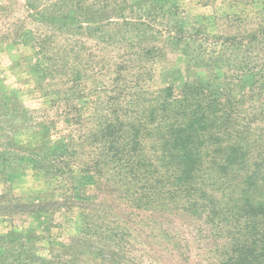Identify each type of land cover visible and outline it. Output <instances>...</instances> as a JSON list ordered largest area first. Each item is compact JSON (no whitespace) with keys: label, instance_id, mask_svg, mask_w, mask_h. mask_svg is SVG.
<instances>
[{"label":"rangeland","instance_id":"rangeland-1","mask_svg":"<svg viewBox=\"0 0 264 264\" xmlns=\"http://www.w3.org/2000/svg\"><path fill=\"white\" fill-rule=\"evenodd\" d=\"M254 72L264 86V0H0V264H219L232 223L131 202L107 179L113 164L92 168L97 131L199 81L219 100L245 94L235 120L252 124L246 159L264 158V89L237 85ZM155 142L145 135L156 159ZM215 165L205 163V184ZM117 227L123 237H110Z\"/></svg>","mask_w":264,"mask_h":264},{"label":"trees","instance_id":"trees-1","mask_svg":"<svg viewBox=\"0 0 264 264\" xmlns=\"http://www.w3.org/2000/svg\"><path fill=\"white\" fill-rule=\"evenodd\" d=\"M254 73L255 76L246 77L247 83L237 85L243 84L244 88L255 91L259 88L255 84L259 83L262 74ZM198 83L185 87L175 97L171 96L172 88L168 87L163 90V100H159L158 93L153 94L149 102L153 105L148 111L124 107L128 122L99 125L97 135L103 136L101 157L92 168L102 172L101 167L105 169L113 164L115 172L112 175L119 180L107 179L121 183V186L126 184L131 202L140 207H160V210L170 212L192 209L191 212L200 213L202 220L220 229L229 228L227 224L232 223L234 231L229 232L231 240L219 264H264V158L254 155L247 162L246 158L252 153V145L248 142L252 124L235 120L236 116L240 117L239 103H244L245 94L242 101L230 97L232 93L227 91L231 84H236L234 79L225 81L223 90H227L228 95L220 100L213 95L214 89L210 92ZM260 88L264 89V86ZM115 105L110 104L112 114L117 113L113 110ZM234 121L240 122V129L232 127ZM115 133L117 138H113ZM150 133L156 137L152 147L156 159L145 148V135ZM108 138L113 142L106 144ZM59 158L63 157L55 156L54 161ZM210 161H216L217 180L215 176L213 182L205 184L203 169ZM58 173L53 176L60 178L62 174ZM138 176L146 181L144 186L148 191L144 195L138 194L135 187L139 183H134L135 179H140ZM209 186L222 191L216 195ZM169 203L174 206L168 207ZM90 228L93 230V226L85 229L91 231ZM118 229H107L112 233L110 237L117 234L116 237L122 238ZM73 242L78 245L76 239ZM64 247L73 250L72 244ZM111 255L113 253L105 254L108 258Z\"/></svg>","mask_w":264,"mask_h":264}]
</instances>
